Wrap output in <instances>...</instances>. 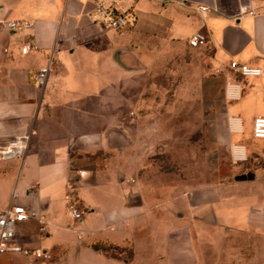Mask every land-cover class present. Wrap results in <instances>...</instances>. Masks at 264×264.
<instances>
[{
	"label": "crops",
	"instance_id": "obj_1",
	"mask_svg": "<svg viewBox=\"0 0 264 264\" xmlns=\"http://www.w3.org/2000/svg\"><path fill=\"white\" fill-rule=\"evenodd\" d=\"M111 1L130 13L132 23L100 29L92 11L97 2ZM200 4L208 9L201 11ZM13 17L33 23L22 29L2 25ZM199 29L207 33L198 47L208 57L206 133L219 158H231V144L250 143L227 131L229 117H240L251 136L254 115H264V0H0V139L31 131L23 155L0 159V207L22 202L44 214L43 230L37 218L28 217L15 223L12 238L46 252L37 264H200L194 237L208 240L204 231L223 216L217 185L187 187L153 201L123 163V132L110 131L107 115L85 106L94 102L88 80L81 79L78 64L67 62L78 57L72 48L85 35H158L187 42ZM126 53L118 47L112 55L130 69ZM230 59L261 72L237 73ZM48 61L47 79L39 86L34 72ZM69 178L72 197L85 209L80 219L70 215L64 197ZM231 210L238 226L264 228V209ZM27 257L6 250L0 264H26Z\"/></svg>",
	"mask_w": 264,
	"mask_h": 264
},
{
	"label": "rangeland",
	"instance_id": "obj_2",
	"mask_svg": "<svg viewBox=\"0 0 264 264\" xmlns=\"http://www.w3.org/2000/svg\"><path fill=\"white\" fill-rule=\"evenodd\" d=\"M118 47L127 51L130 69L113 58ZM75 49L78 57L67 62L80 66L94 98L85 106L107 115L110 131L123 132L122 162L153 201L187 187L217 185L223 216L204 231L208 240L194 237L200 264H264L263 226H238L229 217L233 207L264 209V140L239 132L250 143L241 160L219 158L213 150L206 133V53L158 35H85ZM248 171L252 179L234 178Z\"/></svg>",
	"mask_w": 264,
	"mask_h": 264
},
{
	"label": "built area",
	"instance_id": "obj_3",
	"mask_svg": "<svg viewBox=\"0 0 264 264\" xmlns=\"http://www.w3.org/2000/svg\"><path fill=\"white\" fill-rule=\"evenodd\" d=\"M201 11L208 9V5L200 4ZM247 10L246 8L242 9ZM253 13V10H249ZM91 19L100 27L119 29L132 23V16L127 11L121 10L119 6L111 2H97L95 5ZM2 25L10 29H22L30 26L33 21L27 18L13 17L1 21ZM207 41V33L204 30H196L187 37V43L194 47H199L205 44ZM29 48V45H24L22 51L25 52ZM51 62L48 61L45 65L37 68L34 72L35 82L42 86L50 70ZM229 66L233 71L242 75H258L261 72V68L256 65H250L247 63L239 62L236 59H230ZM228 128L232 132H243V121L238 116H232L228 119ZM31 131L27 129L25 132L15 135L9 139H0V159L8 157H17L24 154L27 149L30 139ZM251 136L253 138L264 139V115L256 114L253 117L251 124ZM230 154L233 160H241L246 157V146L244 143L237 142L230 146ZM73 188V181L69 178L66 181V190L64 197L67 200V207L70 215L74 219H80L85 211L84 207L77 202L71 194ZM13 195H16V191L13 190ZM28 217H35L39 222V229L43 230L45 225L44 214L37 208L28 206L22 202L8 203L7 205L0 207V252L6 250H21L27 255L26 264H37V258L41 256H47L46 252L42 249H34L26 246H22L12 242V238L15 234V223L24 220ZM82 232L78 234L81 236Z\"/></svg>",
	"mask_w": 264,
	"mask_h": 264
},
{
	"label": "water",
	"instance_id": "obj_4",
	"mask_svg": "<svg viewBox=\"0 0 264 264\" xmlns=\"http://www.w3.org/2000/svg\"><path fill=\"white\" fill-rule=\"evenodd\" d=\"M115 57L118 59L117 53H115ZM254 177V172L253 171H248L246 173H238L234 175V178L236 180H246V179H252Z\"/></svg>",
	"mask_w": 264,
	"mask_h": 264
},
{
	"label": "bare ground",
	"instance_id": "obj_5",
	"mask_svg": "<svg viewBox=\"0 0 264 264\" xmlns=\"http://www.w3.org/2000/svg\"><path fill=\"white\" fill-rule=\"evenodd\" d=\"M233 133H237V132H233Z\"/></svg>",
	"mask_w": 264,
	"mask_h": 264
}]
</instances>
